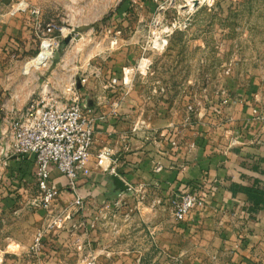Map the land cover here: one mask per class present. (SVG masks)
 <instances>
[{
    "label": "rangeland",
    "instance_id": "rangeland-1",
    "mask_svg": "<svg viewBox=\"0 0 264 264\" xmlns=\"http://www.w3.org/2000/svg\"><path fill=\"white\" fill-rule=\"evenodd\" d=\"M48 23L56 27L53 48L49 43L50 54L34 60ZM101 73L102 88L110 82L135 88L156 126L163 116L198 115L216 118L214 127L225 135L233 127L232 100L260 92L256 102L264 105V0H0V132L8 118L43 97L42 104L78 97L85 108L79 84ZM34 168L25 181L12 175L11 165H0L6 173L0 175V264H85L93 246H102V232L117 233L128 246L146 245L147 234H155L151 226L161 231L165 222L155 218L172 215L169 200L152 201V190L106 194L78 182L85 209L70 206L76 193L69 185L47 209ZM87 216L100 233L95 244L82 225ZM42 229L47 236L35 253ZM165 253L140 255L159 260Z\"/></svg>",
    "mask_w": 264,
    "mask_h": 264
},
{
    "label": "crops",
    "instance_id": "crops-1",
    "mask_svg": "<svg viewBox=\"0 0 264 264\" xmlns=\"http://www.w3.org/2000/svg\"><path fill=\"white\" fill-rule=\"evenodd\" d=\"M79 87L85 109L97 117L87 173L78 179L81 187L95 185L106 194L124 192L115 184L114 174L97 164V153L106 147L116 175L131 190H152L157 196L152 201H170L174 192L194 188L202 190L206 199V205L185 221L172 215L155 218L165 222L161 231L151 226L155 234H147L152 240L146 245L128 246L116 238L117 233L109 237L102 232V246L95 247L100 233L85 217L83 227L90 230L92 254L99 264H264V207L254 208L242 189H264V105L256 102L262 99L260 92H246L243 102L232 100L229 124L233 127L222 135L214 127L216 118L204 120L201 115L163 116L156 126L142 112L144 105L135 88L111 82L102 88V73L84 78ZM9 165L13 176L26 181L34 157L11 159ZM51 183L60 189L68 180L55 169ZM159 250L169 257L143 260L140 255Z\"/></svg>",
    "mask_w": 264,
    "mask_h": 264
},
{
    "label": "built area",
    "instance_id": "built-area-1",
    "mask_svg": "<svg viewBox=\"0 0 264 264\" xmlns=\"http://www.w3.org/2000/svg\"><path fill=\"white\" fill-rule=\"evenodd\" d=\"M32 12L39 14L40 10L34 8ZM55 28L53 23L42 27L45 37L41 50L45 41L50 43L52 50L55 41L50 33ZM66 91L70 94L74 92L71 87ZM70 99L63 102L60 98L43 104L44 97L34 100L17 116L8 118L0 132V165L6 167L11 159L34 157L36 184L42 194L41 205L47 209L51 208L59 193V189L51 183L55 169L68 180L69 187L76 193L70 206L77 211L85 209L84 200L77 192V182L87 173L97 117L81 105L78 97ZM223 102L228 103L229 99L224 98ZM192 108L190 105L189 109ZM97 164L105 171L117 173L111 151L106 147L97 153ZM169 202L172 215L178 222L187 220L206 205L202 190L195 188L174 192ZM61 219L57 218L58 221ZM44 237L45 229L36 233L32 244L35 253L43 248ZM87 258V264L98 263L93 254L87 255Z\"/></svg>",
    "mask_w": 264,
    "mask_h": 264
},
{
    "label": "trees",
    "instance_id": "trees-1",
    "mask_svg": "<svg viewBox=\"0 0 264 264\" xmlns=\"http://www.w3.org/2000/svg\"><path fill=\"white\" fill-rule=\"evenodd\" d=\"M19 170V168H18ZM253 203V207L259 209L264 207V189H257L254 187H243L242 188Z\"/></svg>",
    "mask_w": 264,
    "mask_h": 264
},
{
    "label": "water",
    "instance_id": "water-1",
    "mask_svg": "<svg viewBox=\"0 0 264 264\" xmlns=\"http://www.w3.org/2000/svg\"><path fill=\"white\" fill-rule=\"evenodd\" d=\"M112 178L114 179L115 184H116L119 188H121V189L124 190V191H128V190H130V185L127 184V183H126V182H125L120 176L114 174V175L112 176Z\"/></svg>",
    "mask_w": 264,
    "mask_h": 264
},
{
    "label": "bare ground",
    "instance_id": "bare-ground-1",
    "mask_svg": "<svg viewBox=\"0 0 264 264\" xmlns=\"http://www.w3.org/2000/svg\"><path fill=\"white\" fill-rule=\"evenodd\" d=\"M48 46H49V42L45 41L43 43L42 52H40V54L34 60L46 58L50 54Z\"/></svg>",
    "mask_w": 264,
    "mask_h": 264
}]
</instances>
